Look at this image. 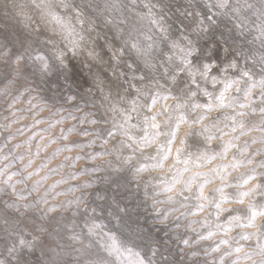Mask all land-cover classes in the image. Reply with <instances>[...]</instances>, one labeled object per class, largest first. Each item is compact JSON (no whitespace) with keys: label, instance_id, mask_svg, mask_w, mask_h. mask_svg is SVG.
Masks as SVG:
<instances>
[{"label":"clouds","instance_id":"9594fccd","mask_svg":"<svg viewBox=\"0 0 264 264\" xmlns=\"http://www.w3.org/2000/svg\"><path fill=\"white\" fill-rule=\"evenodd\" d=\"M0 264H264V0H0Z\"/></svg>","mask_w":264,"mask_h":264}]
</instances>
